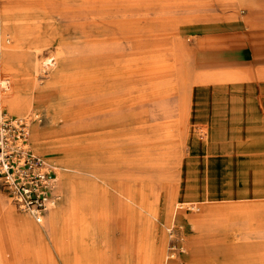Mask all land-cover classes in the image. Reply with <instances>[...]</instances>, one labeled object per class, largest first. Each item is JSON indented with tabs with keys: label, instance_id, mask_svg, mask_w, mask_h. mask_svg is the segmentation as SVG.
<instances>
[{
	"label": "rangeland",
	"instance_id": "374dc122",
	"mask_svg": "<svg viewBox=\"0 0 264 264\" xmlns=\"http://www.w3.org/2000/svg\"><path fill=\"white\" fill-rule=\"evenodd\" d=\"M80 4L90 18L82 16L78 27L70 12ZM231 26L264 29V0H0L3 41L15 29L25 43L13 49L28 50L18 55L28 73L21 81L0 59V92L15 87L28 98L16 111L1 105L0 111L31 115L28 145L51 163L58 195L37 222L0 183V264H123L125 252L129 264H264V158L246 159L239 173L249 177L235 182V194L226 181L222 188L230 192L192 203L181 183L208 175L187 159V99L208 74L195 47L207 30ZM110 48L120 55L116 63L73 64L83 54L89 64L98 62ZM228 72L219 79L232 77ZM103 83L110 86L98 89ZM59 125L66 128L61 135ZM162 135H169L163 143ZM146 151L152 158L145 163L154 164H145L149 207L145 195L133 194V172H144L133 171V162H144ZM185 159L191 169L183 174ZM112 173L127 186L116 181L113 188L128 197L106 183L96 203L97 185L83 214L78 182L116 180ZM182 196L187 203L176 207ZM113 208L121 210L117 218ZM49 219L51 229L40 230ZM24 221L38 226L37 242L21 231Z\"/></svg>",
	"mask_w": 264,
	"mask_h": 264
},
{
	"label": "crops",
	"instance_id": "0c3cea01",
	"mask_svg": "<svg viewBox=\"0 0 264 264\" xmlns=\"http://www.w3.org/2000/svg\"><path fill=\"white\" fill-rule=\"evenodd\" d=\"M73 8L74 7H72V11L69 12L74 18V21L77 22V26L80 27L82 24L84 25L81 21V17L83 16L86 20L89 19L90 11H86L88 9H86L87 7L85 4L78 5L76 9ZM77 10L82 12L75 13ZM58 15L60 16L61 14ZM92 16H94L92 18H96L98 21L104 20L107 17L106 15ZM97 29L100 30V28ZM13 30L11 33L12 37L8 39V43L3 41V37L0 33V59L3 65L11 69V73L13 77L16 78V81H21L28 73L19 62L21 58L18 55L28 50L13 49L15 45L19 46V44L22 45L25 43L24 38H22L15 29ZM200 36L202 37L199 39V44L195 47V58L199 61V65L203 70L207 71L208 74L204 73L203 77L193 84L188 95L186 109L188 119L186 144L190 151V155L187 158L189 161L186 159L183 161L182 173L185 174L190 171L191 166L186 167V162L188 161L190 163V160H194L200 175L204 174L206 170L208 175L206 177L207 179L200 176L197 179L187 180L183 177L181 181L182 185H186L188 187L187 191L189 190L188 193L194 196L191 201L192 203H198L205 197L211 196V194H224L225 191L230 192V190H223L222 188L226 181L233 182L231 191L235 194V192L238 191L235 182L240 179L246 180V178L249 177L248 173H239L241 167L246 164V159L251 157L264 158V29L231 26L225 29H209ZM2 42L5 44L2 45ZM109 51L111 53L109 57L112 62H106L104 61V57H102L98 59V62H93V64H89L88 62L85 63L87 65H96L97 63L110 64L118 62L120 60V55L116 51V48H110ZM68 60L65 54L64 64H66ZM81 63H83V61H73V64L76 66ZM115 66H117V64ZM225 69L231 72L232 77L226 80H220L219 78H222L221 71ZM115 72L118 73L117 71ZM0 79L1 82L4 83V78ZM73 79L74 78H71V80ZM65 82L67 83L69 80L66 79ZM109 86L110 85L103 83L97 88ZM10 93L25 96L22 92L16 90L15 87H9V89L7 88V90L0 92V101L3 94L9 95ZM39 102L43 103V100H39ZM103 104L104 102L97 105L101 106ZM22 105L24 106L25 103ZM51 106L54 110L55 105L51 103ZM65 129L64 126L59 125L56 133L61 135ZM164 135L161 137L162 143L167 140L170 134L167 136ZM145 138L148 139L147 136ZM154 147L155 146H153V148ZM145 154V156L141 157L144 162H133V171L138 169L144 170V172H140V174H134L133 172V194L138 199L145 195L147 197L146 205L149 207L153 195H151V190L147 186L150 185V174L147 172L149 167H146V165H151L153 167L154 164L145 163L152 158L150 151H146ZM204 158H214V160L208 162L205 161ZM228 158H232L233 160L228 161ZM227 163L231 165L230 173L226 170L225 164ZM138 165L141 168H139ZM144 165L145 167H142ZM115 176L117 178L116 180L112 178L113 181L109 179H102V181L89 179V184L86 183L87 181L84 179L78 182V190L81 195L80 200L81 204H83V208H79V210L83 214H86V208L88 207V191L96 189L97 185H99L101 190L98 189L96 191V203H98L100 199L99 194H107L106 190H103V188L105 189L106 187V183L108 184L109 190L115 189L113 187L116 181L123 182V185L127 187L124 184L125 181L118 177L120 174H111V177ZM111 177L109 178L111 179ZM125 195L128 197L127 193ZM125 195L122 194V196L126 198ZM129 199L133 202V197ZM188 199V197L185 198L182 196L180 202L176 204V207L178 204L183 205L187 203ZM96 203L92 204L93 208L94 206L96 207ZM146 205L145 208H148ZM176 207L175 210H177ZM113 209L115 211L114 216L116 217L117 212L121 210L120 208ZM150 211L151 210H149V212ZM134 212L135 211H133V219H136L137 217ZM57 213V211L53 212L52 215L57 217ZM19 223L21 231L25 234L31 233V238L37 242L40 234L38 226L31 225L29 222L25 221L24 223ZM25 223H27L28 226H25ZM49 224L50 221L45 225L41 224L40 230L49 231L51 229ZM123 262L129 264L127 263L128 255L126 252L123 254L121 260V263ZM232 263L243 264L239 260H234Z\"/></svg>",
	"mask_w": 264,
	"mask_h": 264
},
{
	"label": "built area",
	"instance_id": "2783aa9c",
	"mask_svg": "<svg viewBox=\"0 0 264 264\" xmlns=\"http://www.w3.org/2000/svg\"><path fill=\"white\" fill-rule=\"evenodd\" d=\"M31 115L0 111V183L18 209L41 222L58 201L51 163L28 145Z\"/></svg>",
	"mask_w": 264,
	"mask_h": 264
},
{
	"label": "bare ground",
	"instance_id": "6f19581e",
	"mask_svg": "<svg viewBox=\"0 0 264 264\" xmlns=\"http://www.w3.org/2000/svg\"><path fill=\"white\" fill-rule=\"evenodd\" d=\"M3 43V42H2ZM8 43V42H7ZM108 54H100L102 55L101 57H99L98 59H101L102 57H104V61L106 62H112L111 58L109 56H111V53L108 49ZM99 55V56H100ZM67 56V59H69V56L66 54ZM78 57V58H77ZM73 56L72 59H76L78 61H83V62H86L88 57H86L85 54L82 55L81 58H79V56ZM47 60L49 61V59L47 58ZM91 64V63H90ZM4 87V86H3ZM27 102V97L25 96H22L21 94H15V93H10L9 95L7 94H3L2 97H1V101H0V105L7 108L9 111H16L18 110L19 108H21L24 104ZM62 129V127H61ZM63 131V130H61ZM91 163V162H90ZM90 173H91V176H96V173L93 171V170H90ZM53 215L50 216V218L52 217ZM50 221V219H49ZM42 264H45L44 262H42Z\"/></svg>",
	"mask_w": 264,
	"mask_h": 264
}]
</instances>
